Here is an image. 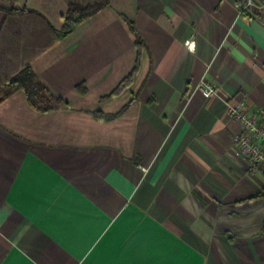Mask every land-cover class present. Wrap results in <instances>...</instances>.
I'll return each mask as SVG.
<instances>
[{
    "label": "crops",
    "instance_id": "crops-1",
    "mask_svg": "<svg viewBox=\"0 0 264 264\" xmlns=\"http://www.w3.org/2000/svg\"><path fill=\"white\" fill-rule=\"evenodd\" d=\"M68 2L0 0V30L14 7L59 31L31 67L66 103L0 104V264H264V174L228 113L264 107V12L110 0L63 36Z\"/></svg>",
    "mask_w": 264,
    "mask_h": 264
},
{
    "label": "trees",
    "instance_id": "trees-1",
    "mask_svg": "<svg viewBox=\"0 0 264 264\" xmlns=\"http://www.w3.org/2000/svg\"><path fill=\"white\" fill-rule=\"evenodd\" d=\"M10 1L14 2V0ZM236 1L242 9L245 0ZM68 3L60 29L63 36H68L81 22L106 8L110 0H95L92 4L69 0ZM241 14L247 19L251 18V14L243 10ZM127 23L134 36L139 55L143 39L135 26L128 21ZM58 40L59 31L55 30L38 12L14 7L6 10L5 22L0 30V104L15 92L23 90L28 103L37 111L47 112L66 107L62 99L53 97L50 91L38 81L31 67V62L55 46ZM133 75L134 72L126 77L121 87L128 85ZM98 116L105 120H112L117 115L108 116L98 113Z\"/></svg>",
    "mask_w": 264,
    "mask_h": 264
},
{
    "label": "built area",
    "instance_id": "built-area-1",
    "mask_svg": "<svg viewBox=\"0 0 264 264\" xmlns=\"http://www.w3.org/2000/svg\"><path fill=\"white\" fill-rule=\"evenodd\" d=\"M242 10L251 15L262 13L264 0H245ZM199 90L207 96L216 93L205 85ZM228 113L240 126V131L233 137L236 150L245 158L251 173L264 174V107L256 114H249L246 103L238 101L229 105Z\"/></svg>",
    "mask_w": 264,
    "mask_h": 264
},
{
    "label": "rangeland",
    "instance_id": "rangeland-1",
    "mask_svg": "<svg viewBox=\"0 0 264 264\" xmlns=\"http://www.w3.org/2000/svg\"><path fill=\"white\" fill-rule=\"evenodd\" d=\"M76 1H78V2H83V3H88V2H90L91 4H92V2H93V0H76Z\"/></svg>",
    "mask_w": 264,
    "mask_h": 264
}]
</instances>
